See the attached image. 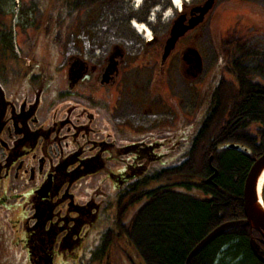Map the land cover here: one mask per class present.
<instances>
[{
    "label": "flooded vegetation",
    "instance_id": "af4514ba",
    "mask_svg": "<svg viewBox=\"0 0 264 264\" xmlns=\"http://www.w3.org/2000/svg\"><path fill=\"white\" fill-rule=\"evenodd\" d=\"M74 1L78 5L77 36L87 40L90 48L81 56L84 51L79 41L80 56L71 58L59 69L61 72L50 74L42 64L25 62L27 55L39 57L41 42L50 40L47 15L37 16L42 20L33 26L12 23L10 12L7 19H0V213L7 215L10 221L20 216L28 264H52L53 260L73 258L82 243V231L92 227L100 214L108 217L109 203L101 199L104 194L97 187L99 182L91 185L95 174L103 173L118 191L119 198L124 191H130L129 185L145 180L152 182L164 169L179 161V154L174 157L171 154L177 146L174 138L122 143V127L114 123V119L124 113L119 97L128 96L134 88L126 77V71L134 66L125 57L124 48L107 46L105 41L115 38L118 32L123 33L126 24L131 26L135 20L129 21L121 10L111 6L114 0H64L62 4ZM206 1H192L179 13L175 11L165 34L145 42V47L153 45V48L150 60L142 64L144 68L151 66L157 75L177 70L185 79H190L194 69V64L186 57L190 49L199 54L203 68L204 56L198 41L202 28L215 12L217 0H212V6L200 23L186 30L168 54L163 55L174 24L181 23L178 29L188 26L200 15ZM118 2L131 7L135 0ZM230 3L238 6L243 3L248 9L254 2L226 0L222 4ZM20 5L23 14L24 2ZM149 9V5L143 6L138 20L144 21L143 25L150 31ZM35 16L33 12V19ZM24 17L27 22L31 20ZM14 27L16 31L12 32ZM100 37L106 40L103 42ZM52 42L54 46L45 50V58L61 52V41ZM128 97L132 99L133 95ZM140 112L146 113V110ZM163 145L164 151L170 154L159 151ZM120 154L126 155L125 158L119 159ZM169 155V164L153 166ZM80 180L79 184H83L87 193L84 204L74 202L72 191ZM76 190L84 191L81 186ZM112 222L115 223L113 219ZM107 232L109 242L113 239L115 243L120 233L118 228L114 225L102 239ZM256 237L262 245V236Z\"/></svg>",
    "mask_w": 264,
    "mask_h": 264
},
{
    "label": "rangeland",
    "instance_id": "374dc122",
    "mask_svg": "<svg viewBox=\"0 0 264 264\" xmlns=\"http://www.w3.org/2000/svg\"><path fill=\"white\" fill-rule=\"evenodd\" d=\"M62 1L64 0H0V19H7V13L10 12L9 16L13 20L12 23L36 25L37 22L42 20L37 16H42L43 13L44 16L47 15L50 23V40L47 39L46 43L41 42L39 57L35 58L33 55H27L25 62L42 64L45 66L46 72L50 74L54 71H62L59 69L64 67L68 43L71 38L75 41L79 38V36H76L78 31L76 23L78 17L77 2L63 5ZM114 1L111 6L121 10V14L126 16L129 21L135 20L139 24L144 23V21L138 20V15L143 13V6H150L148 19L151 20V25L149 24L151 26V38L154 36L160 38L165 34L175 13L171 8L170 0H149V2L145 0L144 3L142 2L144 0H141L139 4L134 3L131 6L132 8L121 5L118 0ZM192 1L200 2L202 0H190L188 3ZM224 1L226 0H217L213 16L201 30L198 48L204 56L203 68L193 80L185 79L177 70L165 75L160 73L157 75V71L152 70L151 66L144 68L142 64L150 60V50L153 45L145 47L146 41L143 36L145 34L138 35V32L132 29L130 24H126L123 33L114 34V40L122 42V46L119 47L125 49L127 54L125 57L135 67L130 71H126L127 81L134 87L130 90L128 96L132 97L133 95V97L132 99L125 95L119 97L121 99L119 102L120 109L124 113L114 119V123L122 127L123 131L120 139L122 143L138 142L144 139L149 142H159L164 137L174 138L177 146L171 153L172 157L179 154L178 164L185 161L191 141L211 108L212 90L221 80L228 84H235L230 71L232 57L240 55L239 48L245 45L249 49L247 51L252 49L255 51L256 49L257 56L259 54L263 56L259 51L264 52V0H252L254 3L248 5V9L243 7L246 4H239L241 6L235 3L222 4ZM23 2L26 11L22 14L20 4ZM45 7L46 9L43 12ZM33 12L36 14L34 19ZM166 14L168 15L166 16ZM24 16L31 20L27 22ZM14 29L16 31L14 27L12 32H14ZM67 29L69 30L67 31ZM100 40L104 42L106 37H100ZM52 41H61V52L57 56L45 58V55H47L45 50L54 46ZM139 53L143 54L137 56ZM89 59L91 60L93 57ZM261 59V57H256L251 62L250 58L246 61H248L249 66L254 67L257 61L260 62ZM262 62L264 66V60ZM131 64L129 63L126 68ZM250 74L254 82L264 84V73L258 74L253 70ZM155 96H157L156 100H154ZM144 109L146 113L140 112ZM116 143L119 144L118 139ZM164 148L163 145L159 151L170 154L164 151ZM125 156L120 154L119 159H123ZM170 158L171 155L163 157L160 162L153 166H165L169 164ZM116 166L120 165L116 164ZM103 175V173L95 174L91 185H96L99 182L97 187L104 194L101 199L105 204L109 203L108 217L104 218L100 214L92 227L82 231V237H80L82 243L74 251L75 256L73 258L53 260L52 264H132L126 257L128 255L122 243L124 238L122 227L117 225H126L145 202L146 198L140 196L141 191L158 187L165 183L166 179L164 176L147 184H138V189L133 187L136 188V191L132 189L127 198H132L135 202L128 205L123 197L118 198V191L112 187L111 182L106 180ZM79 182L82 181L76 182L72 187L74 202L84 204L86 202L84 197L87 193L83 184H79ZM79 186L84 191L76 190V187L79 188ZM83 192L84 194H82ZM114 203L115 211H113ZM118 206L121 209L123 208L122 212H120L121 209ZM119 215L122 216L120 221L118 219ZM19 217L17 216L16 219L10 221L7 215L0 213V264H28L26 250L23 246L22 220ZM112 219L117 223H113ZM114 225L115 228H119L120 233L117 241L121 244L117 243L116 240L114 243L113 239L109 242V232L102 239L103 234L114 228ZM255 233L252 232L250 235L257 238ZM256 234L258 235V233ZM56 252V255H58L59 251L56 250Z\"/></svg>",
    "mask_w": 264,
    "mask_h": 264
},
{
    "label": "trees",
    "instance_id": "16d2710c",
    "mask_svg": "<svg viewBox=\"0 0 264 264\" xmlns=\"http://www.w3.org/2000/svg\"><path fill=\"white\" fill-rule=\"evenodd\" d=\"M239 49L240 55L230 62L235 84L221 80L212 90L211 108L185 161L155 177L156 181L165 176L166 181L141 191L145 202L126 225H117L122 227L124 250L132 264H264L249 248L250 233L242 209L245 177L253 161L264 153V84L254 82L250 74L253 70L264 73V52L257 56L256 49L247 51L246 45ZM256 57L261 61L249 66L246 60ZM210 166L217 173L206 183L213 174ZM146 181L129 185L130 191L119 198L132 204L134 199L126 197L138 184L149 183ZM262 198L264 203V184ZM121 218L119 215V221ZM227 221L238 225L214 238L187 262L194 246ZM260 248L264 251V243Z\"/></svg>",
    "mask_w": 264,
    "mask_h": 264
},
{
    "label": "water",
    "instance_id": "95a60500",
    "mask_svg": "<svg viewBox=\"0 0 264 264\" xmlns=\"http://www.w3.org/2000/svg\"><path fill=\"white\" fill-rule=\"evenodd\" d=\"M212 6V0H208L205 2L203 9L200 10V15L189 22L188 26L180 27V22H176L171 30L170 39L167 41L165 46V52L163 56H166L170 49L173 48L174 42L180 37L186 30L193 27V25H197L202 20V17L206 13V11ZM184 8V4L180 5V9ZM187 59L189 58L190 62L194 64V69L191 74V80L195 79L201 72V58L199 54L194 49H190L186 54ZM189 63V61H188ZM229 147L237 148L234 145H230ZM211 158H209L210 165ZM210 169L213 171V174L207 178L206 183H209L215 176L216 170L210 166ZM264 173V153L256 158L252 165L250 166L247 175L245 177L243 188H242V209L244 220L248 226L250 233L256 232L264 238V203L262 198V189L263 182L260 184V178ZM238 225V222L235 221H227L224 222L217 227H215L212 231H210L188 254L186 261L188 262L195 254H197L206 244L211 242L217 236L225 233L232 227ZM249 246L252 253L255 257L264 262L263 256L259 251V247L256 242L255 237H250Z\"/></svg>",
    "mask_w": 264,
    "mask_h": 264
},
{
    "label": "bare ground",
    "instance_id": "6f19581e",
    "mask_svg": "<svg viewBox=\"0 0 264 264\" xmlns=\"http://www.w3.org/2000/svg\"><path fill=\"white\" fill-rule=\"evenodd\" d=\"M190 0H170V4H171V8L174 10V11H178L179 10V8H180V5H181V3H184V2H189ZM141 2V0H136L135 1V4H139ZM168 14H166V16H167ZM131 26H132V29H134L135 31H137V32H140L141 34H145V35H143L144 36V40L145 41H149L150 39L149 38H151V33H150V31L148 30V28L146 27V26H144L143 24H139V23H137V22H135V21H132V23H131ZM149 39V40H148ZM119 42H120V40H115V42H113V43H111V44H119ZM110 44V45H111ZM263 180H264V173L262 174V176H261V178H260V184L263 182ZM250 237H253V236H251L250 235ZM250 237H249V240H250ZM249 240H248V244H249ZM262 240L264 241V238L262 237ZM201 241V240H200ZM199 241V242H200ZM198 242V243H199ZM256 242H257V245H258V247L260 248V241L256 238ZM197 243V244H198ZM196 244V245H197ZM195 245V246H196ZM194 246V247H195ZM249 248H250V246H249ZM251 250V249H250ZM259 251L262 253V254H264V251L260 248L259 249ZM252 252V251H251ZM264 257V256H263Z\"/></svg>",
    "mask_w": 264,
    "mask_h": 264
},
{
    "label": "built area",
    "instance_id": "2783aa9c",
    "mask_svg": "<svg viewBox=\"0 0 264 264\" xmlns=\"http://www.w3.org/2000/svg\"><path fill=\"white\" fill-rule=\"evenodd\" d=\"M83 45H84V49L87 50V40L83 39ZM68 47V51L65 55V60L64 63L66 62V60L70 57V56H77L79 55L78 49H77V44L76 41L73 40V38H71L70 42L67 45Z\"/></svg>",
    "mask_w": 264,
    "mask_h": 264
}]
</instances>
